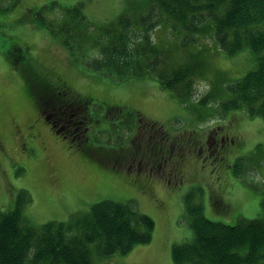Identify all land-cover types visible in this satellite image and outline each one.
Masks as SVG:
<instances>
[{
	"label": "rangeland",
	"instance_id": "rangeland-1",
	"mask_svg": "<svg viewBox=\"0 0 264 264\" xmlns=\"http://www.w3.org/2000/svg\"><path fill=\"white\" fill-rule=\"evenodd\" d=\"M130 1L134 0H18L10 9L0 10V210L12 209L21 190L31 198L22 215L34 226L67 220L104 199L130 203L154 220L151 241L136 244L125 254L98 257L93 253L92 264H175L172 246L192 237L184 216V197L190 190L202 189L203 211L211 220L235 224L242 218L261 217L264 120L241 110L224 118L215 112L205 117L207 110L180 104L153 78L119 80L86 68L33 14L52 2L82 4L86 17L97 24L114 19ZM202 42L210 47L205 51V74L195 82V100L211 85L224 86L216 82L217 73L234 81L256 66L247 47L229 56L216 42L207 38ZM29 69L49 84L63 78L78 94L92 97L87 109L93 117L80 146L53 133L36 117L25 92L24 75ZM227 95L221 90L220 98ZM214 130L218 136L228 132L234 142L225 145L222 159L207 157L202 166L196 160L185 162L183 176L149 174L137 169V160L121 164L113 157L121 149L135 148L143 131L152 136L145 137L156 144L155 151L180 148L195 157L202 144L198 140L212 142ZM185 137H195L198 143L180 144ZM241 157L250 160V167L235 176L232 166Z\"/></svg>",
	"mask_w": 264,
	"mask_h": 264
},
{
	"label": "trees",
	"instance_id": "trees-1",
	"mask_svg": "<svg viewBox=\"0 0 264 264\" xmlns=\"http://www.w3.org/2000/svg\"><path fill=\"white\" fill-rule=\"evenodd\" d=\"M17 1L0 0V10ZM33 14L86 68L119 80L153 78L180 104L207 110L205 117L215 112L224 118L241 110L264 120V0H134L114 19L97 24L86 17L82 4L52 2ZM206 38L229 56L249 48L256 66L234 81L217 73L216 82L224 86L211 85L195 100V82L205 74V51L210 47L202 42ZM221 90L228 94L224 99ZM249 161L238 158L233 174L244 175ZM202 194L201 188L192 189L184 197L192 237L172 246L173 262L264 264V188L261 217L242 218L235 224L207 218ZM30 199L21 190L12 209L0 210V264H92L93 253L125 254L152 239L154 220L130 203L104 199L67 220L34 226L22 215Z\"/></svg>",
	"mask_w": 264,
	"mask_h": 264
},
{
	"label": "flooded vegetation",
	"instance_id": "flooded-vegetation-1",
	"mask_svg": "<svg viewBox=\"0 0 264 264\" xmlns=\"http://www.w3.org/2000/svg\"><path fill=\"white\" fill-rule=\"evenodd\" d=\"M56 79L49 84L43 77L34 75L33 72H25V92L31 100L30 107L35 110L36 117L41 118L42 123L48 126L47 129L50 128L53 133L73 140H83L81 136H86L88 121L93 114L87 109L92 97L78 94L79 92L74 90L70 83L63 78L56 77ZM139 122H141L140 119ZM137 128L141 129L139 126ZM146 135L149 138L152 137L150 133L143 131L140 133L138 141H135V148L121 149L113 155L115 163L120 161L121 164H125L129 162V159L137 160L139 162L137 169L152 172H148L149 174L167 173L183 176L185 162L196 160V163L201 165V161L207 157L222 159V150L225 145L235 140V138L229 137L228 132L218 136V131L214 130L210 136L212 142L198 140L202 144L197 150V156L194 157L192 153L183 152L180 148L173 152L171 148L168 150L161 148L155 151L156 144H151L150 139L145 137ZM162 136L164 135H160V137ZM0 140L1 152L3 147L1 135ZM189 140L194 143V146L198 143L195 137L191 139L185 137V140L181 141L180 144L186 143L188 146L187 141ZM204 144L207 145L203 148ZM201 155L204 157L200 158ZM148 173L145 174L148 176Z\"/></svg>",
	"mask_w": 264,
	"mask_h": 264
}]
</instances>
